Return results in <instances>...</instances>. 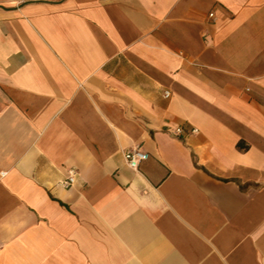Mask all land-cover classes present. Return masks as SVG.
<instances>
[{
	"label": "crops",
	"instance_id": "1",
	"mask_svg": "<svg viewBox=\"0 0 264 264\" xmlns=\"http://www.w3.org/2000/svg\"><path fill=\"white\" fill-rule=\"evenodd\" d=\"M0 264H264V0H0Z\"/></svg>",
	"mask_w": 264,
	"mask_h": 264
},
{
	"label": "built area",
	"instance_id": "2",
	"mask_svg": "<svg viewBox=\"0 0 264 264\" xmlns=\"http://www.w3.org/2000/svg\"><path fill=\"white\" fill-rule=\"evenodd\" d=\"M212 15V13L210 14ZM164 95L167 97L169 95V91H165ZM176 133H181L182 130L181 128H176ZM195 131V129H192V132ZM148 157V154L144 151L141 150L140 147H132V148H129L127 149L125 152H124V158H125V161L128 165V167H130L131 169L133 170H137L140 163L144 160H146ZM1 175H3V173H1ZM76 176H77V173L75 171V169L73 168H70L68 170V173H67V176L62 179L59 184L62 186V187H69L71 185L74 184V182L76 181Z\"/></svg>",
	"mask_w": 264,
	"mask_h": 264
}]
</instances>
